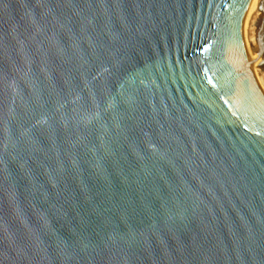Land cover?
<instances>
[{"label": "water", "instance_id": "95a60500", "mask_svg": "<svg viewBox=\"0 0 264 264\" xmlns=\"http://www.w3.org/2000/svg\"><path fill=\"white\" fill-rule=\"evenodd\" d=\"M250 2L0 0V264H264Z\"/></svg>", "mask_w": 264, "mask_h": 264}, {"label": "bare ground", "instance_id": "6f19581e", "mask_svg": "<svg viewBox=\"0 0 264 264\" xmlns=\"http://www.w3.org/2000/svg\"><path fill=\"white\" fill-rule=\"evenodd\" d=\"M261 0H251L240 26V40L242 49L251 74L264 95V57L255 59L253 53L257 49L256 37L258 23L262 18L259 11Z\"/></svg>", "mask_w": 264, "mask_h": 264}]
</instances>
